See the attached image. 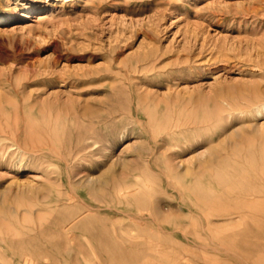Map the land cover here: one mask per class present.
<instances>
[{"label": "rangeland", "instance_id": "374dc122", "mask_svg": "<svg viewBox=\"0 0 264 264\" xmlns=\"http://www.w3.org/2000/svg\"><path fill=\"white\" fill-rule=\"evenodd\" d=\"M263 64L264 0H0V264H264Z\"/></svg>", "mask_w": 264, "mask_h": 264}, {"label": "bare ground", "instance_id": "6f19581e", "mask_svg": "<svg viewBox=\"0 0 264 264\" xmlns=\"http://www.w3.org/2000/svg\"><path fill=\"white\" fill-rule=\"evenodd\" d=\"M52 21V19H51V17H48V16H46V15H44V14H41V15H37L36 17H35V20H34V25H36V27H40L41 25H44V24H48V23H50ZM28 25V24H27ZM27 25H24L23 26V28H25V26H27ZM43 27V26H42ZM41 27V28H42ZM28 31L29 32H40L39 30H37L36 31V29L34 28H31V29H28ZM37 34V33H36ZM264 65V64H263ZM144 68V67H143ZM259 68V67H258ZM261 69V68H260ZM146 70V69H145ZM259 70V69H258ZM262 89V88H261ZM256 100H255V106H254V109L252 110V111H250V113H251V115H252V117L254 118V119H256V118H259L258 116H262L263 115V112H264V94H258L257 95V97L255 98ZM249 100V99H248ZM249 102V101H248ZM250 102H252V101H250ZM245 103H246V101H245ZM247 104V103H246ZM252 104V103H251ZM230 105V104H229ZM231 106V105H230ZM245 105H243V107H244ZM248 106V105H247ZM251 106H253V105H251ZM242 107V106H241ZM240 110V109H239ZM244 111V110H243ZM240 114V113H239ZM252 118V119H253ZM251 119V120H252ZM253 122H254V120H253ZM255 123V122H254ZM249 124V123H248ZM261 127L262 126H260L259 127V125H257L256 123L255 124H251V126H250V128H251V130H252V132L254 133V134H257V133H259L260 132V130H261ZM233 134H235V135H239V133H238V130H233ZM244 135V134H243ZM122 138V137H121ZM201 142V141H200ZM199 142V143H200ZM113 145V144H112ZM201 149V148H200ZM113 150V149H112ZM41 152V151H40ZM206 151L205 150H201V151H198L197 153H196V155H195V158L194 159H196V161H197V163H196V165L195 166H197V164L199 163V160L201 159V158H203V157H205V155H206ZM110 157V156H109ZM119 159V158H118ZM192 166V165H191ZM254 166H256L255 164L253 165L252 164V168L254 169ZM170 167V166H169ZM174 170H175V172H176V174H177V176H179L180 178H184V177H187V175H189L190 174V170H189V168H187V167H184L183 166V164H181L180 162L179 163H176L175 164V166H174ZM255 171H256V169H255ZM258 172V171H257ZM256 172V173H257ZM260 175H261V178L262 179H264L262 176H264V168H262V169H260ZM89 178V177H88ZM89 180V181H88ZM87 181L88 182H90V180H93V179H91V178H89ZM148 190V189H147ZM150 191V190H149ZM253 191V190H252ZM120 192H121V190H120ZM253 193V192H252ZM250 194V193H249ZM253 195V194H252ZM251 197V196H250ZM262 197V196H261ZM257 198H259V197H257ZM197 201H200L201 203H203V199H204V196H203V192L201 191V190H199L198 191V195H197ZM252 199H253V197H251L250 199H249V203L250 204H242L247 210H253L252 208L254 207V206H256L254 203H252L251 204V202H254V201H252ZM253 200H257L256 198H254ZM259 202H260V199L258 200ZM127 203V202H126ZM256 203V202H255ZM261 203V202H260ZM264 203V202H263ZM250 205H251V207H250ZM242 206V207H243ZM245 208H243V209H245ZM124 210V209H123ZM225 210V209H224ZM227 210V209H226ZM229 210H231L230 208H229ZM234 210V209H233ZM232 210V212H234ZM228 211V210H227ZM225 213V212H224ZM126 215V214H125ZM33 264V263H32Z\"/></svg>", "mask_w": 264, "mask_h": 264}]
</instances>
